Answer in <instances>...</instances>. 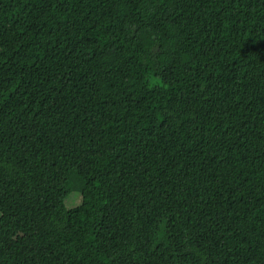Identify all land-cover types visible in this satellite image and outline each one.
I'll use <instances>...</instances> for the list:
<instances>
[{
	"label": "trees",
	"instance_id": "obj_1",
	"mask_svg": "<svg viewBox=\"0 0 264 264\" xmlns=\"http://www.w3.org/2000/svg\"><path fill=\"white\" fill-rule=\"evenodd\" d=\"M0 264H264V0H0Z\"/></svg>",
	"mask_w": 264,
	"mask_h": 264
},
{
	"label": "rangeland",
	"instance_id": "obj_2",
	"mask_svg": "<svg viewBox=\"0 0 264 264\" xmlns=\"http://www.w3.org/2000/svg\"><path fill=\"white\" fill-rule=\"evenodd\" d=\"M67 205L69 207H74L77 206L79 204H81L82 202V194L79 191H74L72 193H70V195L68 196L67 200Z\"/></svg>",
	"mask_w": 264,
	"mask_h": 264
}]
</instances>
